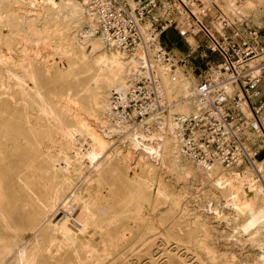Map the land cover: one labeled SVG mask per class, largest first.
Returning a JSON list of instances; mask_svg holds the SVG:
<instances>
[{"label":"bare ground","instance_id":"obj_1","mask_svg":"<svg viewBox=\"0 0 264 264\" xmlns=\"http://www.w3.org/2000/svg\"><path fill=\"white\" fill-rule=\"evenodd\" d=\"M50 2L53 6L57 4L56 0ZM63 2V6H56L58 12L65 11L64 21L38 26L39 19H30L25 11L16 12L5 0H0V264H65L61 257L63 259V254L68 251L78 264L85 260L108 264L109 258L118 255L119 248L125 243L123 239L114 238L113 233L116 223L128 218L125 207L129 200L124 196L119 197V202L108 198L109 194L115 192L104 179L101 171L103 163L99 161V154L106 147V136L115 132L116 127L109 124L98 131L89 125L88 117H95L97 109L105 108L108 101L105 96L126 85L129 73L139 69V59L136 52L106 44L94 32L93 16L85 15L89 22L85 21L84 28L76 34L70 32L71 24H80L79 17L82 8L85 10L83 5L86 0ZM228 7L238 9V0ZM50 31L58 33L66 41L68 50L64 54H70L82 66L83 72L89 75L86 86L80 88L77 83L75 86H65L69 76L63 73L64 70H59L58 79L63 91L52 95L45 90L41 70L33 59L34 48L31 44L35 42L32 39L34 35H41L37 46H49L47 35ZM20 34L30 47L24 45L22 48V68L18 71L13 63V40ZM58 64L60 69L67 67L64 60L60 59ZM177 67L175 62L162 63L154 68V72L162 84L163 102L182 114L194 106L187 92L189 84L178 81L177 74L169 77L171 69ZM76 76L71 75L77 79ZM26 81L31 83V89L25 87ZM169 126L174 129L173 120ZM157 134L151 133L144 138H154ZM132 144L138 146L139 142L132 139ZM153 148L147 145L146 150ZM127 158L132 163V159ZM257 158L253 157L250 165ZM247 165L243 163L241 167L233 169ZM135 166L144 173L140 169V159ZM155 168L148 174V180H142L136 186V194L141 198L138 201L135 199L136 208L132 215L129 214L139 221L129 223L134 230L129 244L133 250L139 249L140 252H146L155 244H167L163 235L158 233L161 222L154 218L159 207L169 206L171 194L167 192L166 185L159 181V170ZM223 183L231 185V181L218 185ZM253 185L249 181L245 188L243 181H239L236 196L232 197L234 201L244 196ZM104 190H107L106 194ZM148 190H151V198L147 197ZM139 201H147L148 205L144 207ZM72 206L77 210L75 213H79V218L77 214L74 216L76 225L70 221ZM59 208L68 214L63 212L65 215L55 220L53 213ZM20 211L27 214L28 222H17L16 216ZM167 212H170V208ZM158 239H161L160 244L157 243ZM188 239L192 237L188 236ZM182 254L170 249L163 262L155 263L186 264L183 258L185 253Z\"/></svg>","mask_w":264,"mask_h":264},{"label":"rangeland","instance_id":"obj_2","mask_svg":"<svg viewBox=\"0 0 264 264\" xmlns=\"http://www.w3.org/2000/svg\"><path fill=\"white\" fill-rule=\"evenodd\" d=\"M63 1L67 2L69 0H56V5L58 7L63 6L65 3ZM217 1L224 3L223 9L229 13L239 12L256 25L264 22V0H238L239 7L235 10L228 7L235 0ZM5 2L11 8H15L16 12H26L28 18L39 19L38 24H36L38 26L43 23L50 26L55 21H64V16H66L65 11L58 12L57 6H53L50 0H5ZM83 6L85 8V5ZM85 15L82 8L79 17L81 19L80 24H71L69 26L70 32L76 34L78 30L84 28L85 21L86 23L89 22ZM188 20L186 15L178 18L177 26L179 29L177 31L179 32L166 33L169 28L167 27L161 32L160 39L163 47L173 57L171 63L174 64L175 62L178 65L177 68L171 69L169 77L177 74L175 76L178 81L188 83L187 92L191 97L192 89L200 79L204 67L201 54L206 51L207 43L201 33L192 34L189 31L181 33V31L187 30ZM1 32L5 33L3 30ZM47 36H49V46L45 47L41 44L37 46L36 42L41 35H34L32 39L34 38L35 42L31 44L34 48L32 51L33 59L41 70L45 90L52 95H57L63 91L58 79L59 70H64L63 73L69 76L66 79L65 86H75L76 83L80 88L86 86L89 75L87 72H83L82 66L74 61L70 54H64L68 50L66 41L58 33L52 31ZM177 37L179 40L176 41V44L169 47L168 45L177 40ZM13 44L15 47L13 63L15 69L21 71L22 48L24 45L30 47V44L24 40L21 34L14 37ZM60 59L67 63L65 69L59 68L58 61ZM158 65H155V67ZM174 70L177 71L173 72ZM74 74L77 75V79L71 77ZM18 76L23 78L21 73H18ZM6 82L12 83L10 80H6ZM25 87L31 89V83L26 81ZM111 93L105 98H109ZM163 104L165 110L161 114V124L153 126L148 134L140 127L132 130L115 128V132L111 130L113 133L106 136V147L99 154V161L103 163L101 171L104 179L110 185V188H113L112 191L115 192L109 194L108 198H114L119 202V197L124 196L129 200L128 205L130 204V206L125 207V210H128L127 214L125 213L128 218L123 219L122 223L117 222L113 233L114 238L123 239L125 243L118 250L119 256L113 255L110 257L111 260L108 261V264H114L115 262L121 264H156V261L159 263L164 261L170 249L182 256V253H185L183 258L186 264H264V146L256 149L254 155V157H258L256 162L251 165L246 162L248 165L244 168L225 169L219 165L202 167L182 156L179 143L176 140L175 133H173L175 131L169 126V122L174 119V115L178 112L166 103L163 102ZM103 105L105 106V104ZM193 108H190L186 113L182 112V114L191 112ZM178 114H181V111ZM94 116L88 117L89 125L92 128L99 131L100 127L102 130L103 127L109 126L105 116V108L97 109ZM83 117H85L84 114ZM155 129L159 131H155ZM151 133L158 134L154 138H149V136L144 138ZM132 139L136 143L139 142L138 146L132 144ZM147 145L154 147V150H146ZM127 156L132 159V163L129 162ZM139 159L142 163L140 169L144 173H141L139 168L135 166L136 161ZM155 167L159 170V181L166 185L167 192L171 194L169 206L159 207V211L156 213L157 217L154 218L156 221L161 222L158 233L160 232L159 235H163L164 239L167 240V244H160L161 239H158L157 243L160 245L155 244L146 252H140L139 249L133 250L132 245L129 244L134 233L131 228L132 224L129 223L139 222L130 216L136 208V200L138 201L141 198L136 194V186L148 180V174L156 169ZM241 180L244 186L249 181L254 185L251 190L246 191L244 196H240L239 200L234 201L232 197L236 196V189L239 187V181ZM224 181H231V185L227 183L218 185V183ZM10 192L11 190L8 193ZM104 193L106 194L107 190H104ZM146 193L147 197L151 198V190ZM137 196L140 198L138 199ZM227 200L228 202H226ZM142 203L144 207L148 205L147 201H142L140 205ZM169 208L170 212H167ZM165 209L166 211H164ZM63 212L68 214L60 208L57 209V212L53 213L55 220L63 217L65 215ZM78 214V212L72 213L71 224H77L75 219ZM74 216L76 217L74 218ZM26 217L27 214L20 211L16 216V220L20 224H24L27 221ZM124 224H128V226ZM168 231H171V233H168ZM165 235H168V237H165ZM188 236H191L192 239H188ZM63 257V259L61 257V260L65 264H78L70 251L64 253ZM149 257H152V259ZM80 264L97 263L85 260L81 261ZM102 264L106 263L103 262Z\"/></svg>","mask_w":264,"mask_h":264},{"label":"built area","instance_id":"obj_3","mask_svg":"<svg viewBox=\"0 0 264 264\" xmlns=\"http://www.w3.org/2000/svg\"><path fill=\"white\" fill-rule=\"evenodd\" d=\"M217 0H86L84 13L94 17V32L127 52H136L139 69L124 87L113 90L105 106L109 124L119 130L141 128L146 134L161 124L163 88L155 65L173 62L161 44L167 27L201 33L207 49L194 85L193 110L174 115L182 155L201 166L233 169L251 162L264 146V22L227 12ZM175 61V60H174ZM254 136V137H253ZM72 206L69 212L76 209Z\"/></svg>","mask_w":264,"mask_h":264},{"label":"crops","instance_id":"obj_4","mask_svg":"<svg viewBox=\"0 0 264 264\" xmlns=\"http://www.w3.org/2000/svg\"><path fill=\"white\" fill-rule=\"evenodd\" d=\"M178 29H176V28H174V27H169L168 29H167V31H166V33L168 32L169 34L170 33H173V32H175L176 33V31H177ZM177 32H179V31H177ZM166 35H168V34H166ZM179 39H178V37H177V40H175V41H173L172 43H170L168 46L170 47H173V45H175L176 44V41H178ZM168 44V43H167ZM175 54V53H174ZM261 87H262V89H264V78H263V80H262V83H261Z\"/></svg>","mask_w":264,"mask_h":264}]
</instances>
